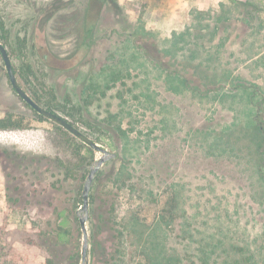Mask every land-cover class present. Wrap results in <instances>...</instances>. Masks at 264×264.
<instances>
[{
    "label": "rangeland",
    "instance_id": "rangeland-1",
    "mask_svg": "<svg viewBox=\"0 0 264 264\" xmlns=\"http://www.w3.org/2000/svg\"><path fill=\"white\" fill-rule=\"evenodd\" d=\"M0 38L34 101L115 154L87 264H144L154 243L264 264V0H0ZM0 74V264H82L101 154L24 102L1 55Z\"/></svg>",
    "mask_w": 264,
    "mask_h": 264
},
{
    "label": "water",
    "instance_id": "water-1",
    "mask_svg": "<svg viewBox=\"0 0 264 264\" xmlns=\"http://www.w3.org/2000/svg\"><path fill=\"white\" fill-rule=\"evenodd\" d=\"M0 53L2 54V57L4 59V62L6 64L10 80L12 83L13 88L18 93V95L33 109L35 110L39 115L45 117L46 119L54 122L55 124L62 127L64 130L72 134L74 137L79 139L81 142L86 144L88 147L92 148L93 150L99 152L101 154L100 159H98L93 166L90 168V173L86 179L84 189H83V205L81 209L78 212L81 230L83 233V248H82V264L86 263L87 258V252L89 248V235L87 231V222L89 219V207H90V194L91 190L94 184V181L97 177L98 172L102 168V166L110 159L115 157V154L110 153L108 150L104 149L103 147L99 146L97 143H95L93 140H91L88 136H86L80 129L75 127L72 123L64 119L62 116L51 112L39 104H37L35 101H33L26 92L20 87L18 84L11 60L9 58V55L4 48V46L0 43Z\"/></svg>",
    "mask_w": 264,
    "mask_h": 264
},
{
    "label": "trees",
    "instance_id": "trees-1",
    "mask_svg": "<svg viewBox=\"0 0 264 264\" xmlns=\"http://www.w3.org/2000/svg\"><path fill=\"white\" fill-rule=\"evenodd\" d=\"M5 122H8L6 125L13 126L12 116H8ZM84 145L86 146V144ZM149 245H144L145 248L143 250L144 252H146L147 249H150L154 256L151 259H148L147 262L144 264H179L178 262L175 263L171 259L167 258L166 255L165 257H162L163 253L160 251L161 249L159 244L154 243L152 246ZM231 253L232 254L228 256L230 257L231 255H233L234 258H231L230 260L226 259L224 262L219 263L218 261L212 258L210 251H208L207 249H200L199 250L200 260L198 261V263H194V264H251L250 263L251 255L248 254V252L245 249L243 250L239 248H232ZM47 264H54V262L51 259H48Z\"/></svg>",
    "mask_w": 264,
    "mask_h": 264
},
{
    "label": "flooded vegetation",
    "instance_id": "flooded-vegetation-1",
    "mask_svg": "<svg viewBox=\"0 0 264 264\" xmlns=\"http://www.w3.org/2000/svg\"><path fill=\"white\" fill-rule=\"evenodd\" d=\"M74 21V19H72V17H70V18H67V22H68V25L71 23L72 24V22ZM40 25V24H39ZM40 28V27H39ZM0 43L4 46V48L6 49V51H7V53H8V55H9V58H10V60H11V64H12V68H13V71H14V74H15V77H16V80H17V82H18V84L20 85V87L26 92V94L34 101V99L27 93V91L25 90V88L21 85V83L19 82V80H18V72H17V70H16V68H15V66H14V64H13V61H12V58H11V56H10V53H9V50H8V48L6 47V45L4 44V42L1 40V38H0ZM0 55H1V57H2V54L0 53ZM2 59H3V57H2ZM3 62H4V59H3ZM4 65H5V68H6V76H7V78L9 79V81H10V83H11V80H10V76H9V73H8V70H7V67H6V64H5V62H4ZM0 76H1V74H0ZM3 76V75H2ZM1 76V77H2ZM11 86H12V83H11ZM12 88H13V86H12ZM13 90L15 91V89L13 88ZM16 92V91H15ZM16 94L18 95V93L16 92ZM19 96V95H18ZM20 97V96H19ZM21 98V97H20ZM22 99V98H21ZM23 100V99H22ZM24 101V100H23ZM25 102V101H24Z\"/></svg>",
    "mask_w": 264,
    "mask_h": 264
}]
</instances>
